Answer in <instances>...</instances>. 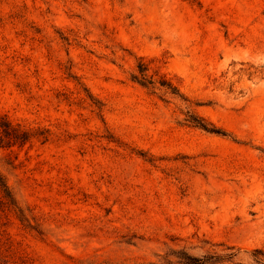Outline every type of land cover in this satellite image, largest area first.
Masks as SVG:
<instances>
[{
    "label": "rangeland",
    "instance_id": "rangeland-1",
    "mask_svg": "<svg viewBox=\"0 0 264 264\" xmlns=\"http://www.w3.org/2000/svg\"><path fill=\"white\" fill-rule=\"evenodd\" d=\"M0 113V264H264V0H0Z\"/></svg>",
    "mask_w": 264,
    "mask_h": 264
},
{
    "label": "trees",
    "instance_id": "trees-1",
    "mask_svg": "<svg viewBox=\"0 0 264 264\" xmlns=\"http://www.w3.org/2000/svg\"><path fill=\"white\" fill-rule=\"evenodd\" d=\"M132 80L138 82L139 84L143 86H147V85L153 86L155 84V81L153 80V78L147 75V66L142 62L138 63L137 73L132 74ZM159 85L161 87L171 90L170 91L171 93L177 94V92L174 91L176 89L171 87V84L168 81L164 79H160ZM95 106L97 107L98 110H101L100 105L95 104ZM188 122H190L191 124L195 126H198L199 128L209 131V132L219 133L223 135L225 134V132L222 131L221 129L216 128L215 126L211 125L210 123L206 122L204 119L199 118V117L190 116V118L188 119ZM38 136L42 138V141H46L48 138V135L47 134L45 135V132L40 133V135ZM34 137H35V134L32 133L30 129L24 128L20 124H14L5 115L0 113V148L2 147L9 148L13 146L14 144L23 145L24 143L30 141ZM0 197L4 200V204H6L8 209H11L15 213L18 212L17 214L20 220L22 222H25L27 226L31 227L29 218L26 217L22 213L21 209L14 202L12 193L7 183L4 181L1 174H0ZM255 253H259V251L255 250ZM235 255H236L235 251H230L228 253L223 254L222 256L204 255L201 257H197V256L190 255L186 252H182L178 256L179 260L177 262L179 264H213L211 262L212 258H215V259L224 258V259L230 260L233 257H235Z\"/></svg>",
    "mask_w": 264,
    "mask_h": 264
}]
</instances>
